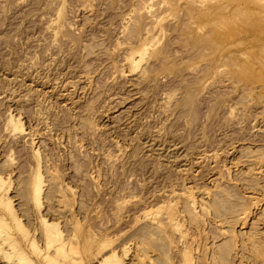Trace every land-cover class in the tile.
I'll list each match as a JSON object with an SVG mask.
<instances>
[{
	"label": "rangeland",
	"instance_id": "obj_1",
	"mask_svg": "<svg viewBox=\"0 0 264 264\" xmlns=\"http://www.w3.org/2000/svg\"><path fill=\"white\" fill-rule=\"evenodd\" d=\"M0 177L37 264H264V0H0Z\"/></svg>",
	"mask_w": 264,
	"mask_h": 264
},
{
	"label": "bare ground",
	"instance_id": "obj_2",
	"mask_svg": "<svg viewBox=\"0 0 264 264\" xmlns=\"http://www.w3.org/2000/svg\"><path fill=\"white\" fill-rule=\"evenodd\" d=\"M134 53H133V55L130 54L129 57L127 56L128 61H132L133 65L136 64L135 63V59L136 58H135ZM137 62H138V60H137ZM9 123H11V127L13 125L14 129H21V131L25 130L24 126H23L24 124L22 123L21 118L15 117L14 114L10 115ZM38 157H40V156H38ZM38 163H40V162H38ZM39 167L41 168V166H39ZM42 183H43V177H42V173L39 171L37 173V179H36V184H35V199H36L37 203L40 206L42 204L41 203V200H42L41 199L42 198L41 195H42V191H43ZM4 184H5V178L3 179V177H0V207L3 210L5 209L4 212L2 211L4 214H2L1 208H0V212H1L0 213V263L3 262L4 264H37L35 262V260L30 255H28V252L26 251V247L23 246L25 244L19 245V247H18V244H21L20 243L21 241L19 239L20 237L18 239L12 237V233L9 230V228H11V224L10 223L13 221L15 223V225L24 233V237L25 236L27 237V234H28V232L23 229V226H22L23 224L21 225V223H22L20 221L21 218L19 216H17L16 213H15L14 206H12V201L10 200V198L6 197L7 193H3ZM8 215L11 216V218H9V219L12 220V221L10 220L11 222L8 220V217H7ZM174 220H176V219H174ZM41 221H42V223L44 225V230H45L44 231L45 247L44 248L41 247L42 249L37 251V252H38L39 257L42 259V261H44L45 263L47 262L49 264L50 263H52V264H70V263H73L74 261H76L75 260L76 257L74 255H72V252L71 251H67L68 248H67V250L65 248L66 242L68 240L65 242V240H64L65 237H63V232L59 228V224H56V222H53V221H48L47 218H44V217H42ZM173 221H171V222H173ZM175 223H173V224H175ZM177 223H178V221H177ZM178 227H180V226H178ZM194 239H195V237H194ZM69 242H70V240H69ZM30 243L32 244L31 246H33L35 249H37V244H36L35 239H33V240L30 239ZM69 244H68V246H69ZM73 244L74 243H72V247H73ZM51 250H54L55 255H54V253L52 255ZM116 256H117L116 253L113 252L111 255L105 257L100 262V264H122V262H120L121 259L119 260L118 257H117L118 258L117 259ZM38 262H40V261H38ZM79 262H81V261H79ZM187 263H188V260H187ZM75 264H77V263H75ZM82 264H83V262H82Z\"/></svg>",
	"mask_w": 264,
	"mask_h": 264
}]
</instances>
